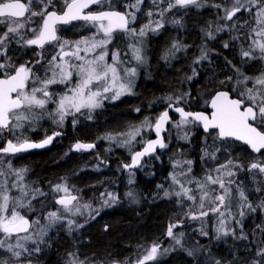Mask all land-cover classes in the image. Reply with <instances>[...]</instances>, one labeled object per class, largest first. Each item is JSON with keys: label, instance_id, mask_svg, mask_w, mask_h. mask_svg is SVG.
<instances>
[{"label": "snow or ice", "instance_id": "snow-or-ice-1", "mask_svg": "<svg viewBox=\"0 0 264 264\" xmlns=\"http://www.w3.org/2000/svg\"><path fill=\"white\" fill-rule=\"evenodd\" d=\"M107 0H64V7L61 12L55 10L53 0H0V24L4 25V30L0 32V135L5 130L15 135L17 130H22L25 124L31 126L45 117L51 119L56 125L63 126L66 118L72 117V126L79 122L77 114L86 116L88 120L93 118V112L104 106L106 100L116 101L122 96L134 94V80L137 76L136 67H125L124 61L120 60V52L114 51L111 63L108 62V45L113 41V33L116 30L127 33L133 38H143L149 31H157L163 27L164 15L171 9L179 6L186 8L203 6V0H151L156 6V15L159 19L153 20V11L149 10L146 15L148 22L142 25L139 30L133 25L137 19V12L140 11L144 0H133L132 3L125 5V11L101 10L85 12L91 5H102ZM165 7L160 5L165 4ZM35 3L36 8H33ZM111 8V5H109ZM216 8H223V16L220 19L232 21L231 25L225 23L218 26L215 31H237L238 34L232 36V40L240 41L250 39L247 49L240 44V56L248 60H264V0H228L227 5H214ZM38 9V10H37ZM51 9V10H50ZM248 14L249 19H242ZM40 18L37 27H29L33 18ZM81 20L87 24L95 26V32L90 37H82L79 40L70 41L57 35L58 24H68L72 21ZM171 23L180 25L181 20H173ZM254 25V26H252ZM250 27V32L245 35L239 32V29ZM31 33L30 38H26L23 30ZM205 35L209 38H215L212 31H206ZM99 37V38H98ZM257 37V38H252ZM22 44L24 47L36 46L43 50L45 45H53L57 51L50 59L47 60L45 69V78L33 73V67L41 64L44 59L43 52L36 53L38 57L32 66L30 62L16 66L9 55V46L11 44ZM142 43V41H138ZM183 47L179 42L173 43L170 53L174 55ZM224 47H229L225 42ZM132 58L138 63H144L142 47L138 44H130ZM259 55H255V53ZM83 53V54H82ZM167 58V57H165ZM208 59V52L201 49L200 55L193 61L199 64L201 61ZM235 76H225L224 79H218V87L210 89V105L213 109L211 115L204 112L186 111L184 107L178 106L181 103L187 104L191 99L190 92H184L174 96H167L164 99L168 102L167 107L179 114V120L174 122L173 127L181 131L180 139L190 140L191 129L184 131L185 126L190 124L202 125L205 132L210 129L216 131L213 137V144H207L202 150L201 159H210L215 161L221 148L216 144L217 140L226 141L228 138L244 142L255 153L264 150V72L257 76H249L241 71L240 68L227 61ZM14 73V74H11ZM77 77L76 83L69 87L66 92L57 96L56 93L49 91L51 85L64 84L69 85L73 76ZM198 73L193 69L192 76L187 77L192 80ZM39 83L40 87H32L27 90L29 81ZM228 88L229 90H221ZM15 94V95H14ZM54 97H56L54 99ZM56 105L51 112L47 111L49 103ZM209 101H206L208 103ZM39 109L41 111L37 112ZM134 111L139 112V108ZM171 122L168 110L162 112L153 124L149 118H145L139 126H130L129 130L115 135L109 133L102 139L115 141L120 146L132 145L136 138L141 135L142 129H154L157 139L148 140L144 143L142 151H136L131 157L130 164H124L123 168L132 169L140 165L145 156L155 153L157 147L166 148L168 145L164 142L161 133L165 126ZM60 132H54L51 136H46L40 142H33L28 138L21 139L16 137V142L7 140L6 146L0 147V161L4 156L15 155L30 149L44 148L51 144L53 139L60 136ZM95 143H84L77 141L69 151H87L94 149ZM211 149V150H209ZM67 155V153H66ZM191 160L175 161V166L181 167L182 171L177 175L175 172L170 174L172 185L178 186L179 190L169 191L164 189L163 185H157V188L163 191V197H177V204L183 206L184 201L191 202L183 215L190 220H203L209 217L210 213L216 217L215 239L232 236L235 240L247 241L249 234L244 232L243 218L246 215L245 210L251 213L256 212V207L249 201L242 183H237L232 177L236 176L237 169H243V165L233 159H227L225 163L218 164L215 168L206 170L202 178L197 179L192 176ZM186 166V171L184 167ZM8 173L0 169V232L10 239L16 234L15 245L7 243L5 239H0V248H6L12 257L19 259L24 253H28L25 242L33 239L31 234L21 236V233H29L32 224H39V218L30 221L25 215H21L16 208H26L29 212L37 211L32 201L39 197H46L45 193L39 187L32 188L26 184L25 176L27 168L15 169L11 162L7 163ZM248 171L253 174L264 175V158H257L250 162ZM215 173V175H213ZM179 177H185L182 180ZM11 184H9V179ZM61 183L52 185L50 189L53 193H63L55 203L59 204L63 213L58 209L46 213L47 225L41 227L40 238L46 234L47 228H51L58 223L66 222L68 230L73 228L79 229L84 227L78 224L70 217L76 215H87L88 219H95L100 214L103 207H110L118 202V196L112 192L101 193V206L93 208L91 203H80V197L71 194V189L67 181L62 177ZM133 183L129 179V184ZM186 185H195L192 187ZM216 185L221 190L212 187ZM235 185L238 194L236 204L237 213L232 212V186ZM16 190L19 195L13 196L12 192ZM79 191V190H77ZM260 192V188L255 189ZM156 194H154L155 196ZM126 196L132 198V202L138 203V197L134 191H128ZM10 203L14 206L9 213ZM192 205L196 206L193 211ZM258 207L264 209V200H261ZM44 205H41L39 211H43ZM83 209V211H82ZM227 214V215H226ZM239 217L237 219L236 217ZM235 220L237 227L229 226V221ZM87 222V220L85 221ZM183 224V219L169 222L166 228V236L174 241V246L184 247V233H175L174 229ZM108 226L105 225V231ZM256 230L262 234L258 238V243L251 257H239L235 255L232 261H221L215 258L211 259V264H264V224L256 225L252 231L253 237H256ZM201 236L207 237L208 231L202 225L198 230ZM198 244V242H197ZM143 249L142 255L135 259L132 264H147L149 261H155L161 254L167 253L170 248L162 249L161 244L152 241L151 244ZM34 251L39 252L40 248L36 247ZM191 257L197 256L202 251H207L204 245H199L195 249H185ZM251 251V250H249ZM67 264H95V261L85 258L80 260L75 252L68 253ZM0 264H7L6 260L0 259ZM31 264V262H29ZM112 264H119L112 261ZM128 264V261H125Z\"/></svg>", "mask_w": 264, "mask_h": 264}, {"label": "trees", "instance_id": "trees-1", "mask_svg": "<svg viewBox=\"0 0 264 264\" xmlns=\"http://www.w3.org/2000/svg\"><path fill=\"white\" fill-rule=\"evenodd\" d=\"M126 1L133 2V0ZM221 1L211 0L210 4H203L200 8L195 6L181 8L177 6L165 13L163 27L158 34L153 36V41H150L149 62L141 70L139 76L135 77L137 79L133 90L134 94L123 96L122 101L107 111H101L100 114L98 112L93 113V118H106L111 121L110 124H104L105 130L103 131L105 133L113 131L117 134L131 125L138 124L141 118L146 116L153 119L157 118L168 104L164 99L167 96L175 97L178 94L190 92L191 99L189 102L180 105L193 111L203 109L205 98L210 96V93L204 94L210 89L218 87V79H224L225 76H235L227 61H231L247 75L251 71L249 76H257L264 72V60H248L247 58L242 60L240 44L242 43L244 48L247 49L249 43L247 44L244 41V37L240 41L232 40V36L238 34L237 31L225 30L218 33L215 31L218 26L225 23L231 25L232 23V21L226 22L220 19L224 14L223 8H216L214 5H225ZM119 7L122 8V6ZM194 7L195 12L192 11ZM204 8H209L208 12L210 13L205 15ZM145 12L147 13L148 10ZM139 15L144 16L142 13ZM155 16L153 15V20L159 19ZM142 17L139 19L140 21L135 22L136 29L148 22L145 17L142 20ZM177 19L181 20L180 25L171 23V21ZM130 27L133 26L130 25ZM86 30L75 32L74 35L72 33L70 37L72 39L81 38L82 36L89 37L92 31ZM206 31H212L215 38L206 36ZM239 32L247 35L250 32V27L239 29ZM122 33L124 32L118 30L113 41L108 45V48L120 52V58H123L125 56L124 51L128 50L124 43L128 45L134 40L133 37H125ZM176 42H179L183 47L179 51H175L173 55L169 50ZM225 42L228 43L229 47H224ZM120 43L122 46H120ZM202 48L207 50L208 59L201 61L198 65L194 64L193 61L200 55ZM255 55L258 56L259 53L257 52ZM174 63H177V66ZM193 69L198 75L193 77L192 80H188L187 77L192 76ZM135 108H139L140 111H134ZM78 116L80 119H87L86 116ZM179 118V116L172 114L166 133V144L168 146L162 149L158 156L153 157V159L149 158L152 161L143 172L147 180H140V183H138L139 188L137 187L142 197L140 204L134 205L120 201L116 203L114 208L101 210L95 219H88L86 214L72 216L71 219H74L78 224H83L84 227L73 228L70 232L66 222L58 223L49 228L43 239L37 240L33 247L29 246L28 256H22L17 264H29V262L31 264H67L68 253L70 252L77 253L80 260L88 258L95 261V264H112V261H117L119 264H125V261H128V264H132L135 259L142 255L143 249L139 246L143 245L144 248H147L152 241L160 243L162 249H171L163 256V264H211L212 258L221 261H232L233 249H235V255L239 257H251L252 252L256 249L258 238H261L262 235L259 230H256V237H253L251 233L256 225L264 224V209L258 207L260 201L264 200V175L260 176V182L262 183L257 187L261 189L260 192H256L255 188L250 187V181L246 173L242 175L244 189L248 190L245 192L249 197V201L256 207L254 213L245 210L246 215L242 221L244 232L249 234L247 241L235 240L232 236L221 237L219 240L215 239V223L217 221L215 215L211 213L209 217L204 219V222L199 224L207 226L206 229H208L209 235L207 237L201 236L197 231L198 228L194 233H191L192 228L188 226V221L183 215L191 202L184 201L183 206L178 205L176 202L177 197L165 198L163 197V191L157 188L156 182L160 183L158 176L162 174L164 189L172 191L175 188V190H179L178 186L172 185L170 179V174L173 172L179 175L176 166L174 167L177 158L180 156L181 160L183 153L188 150V147L190 149V146H192L194 152L199 151V147L205 140L207 144H213L212 135L206 134L208 136L205 138L200 125L197 124H190L184 128V131L191 129L190 140H194V142L180 139L181 131L173 127L174 122L178 121ZM86 127L79 129L81 136L90 137L94 131L101 129V127H98V123H96V127L90 126L91 129ZM56 128L60 129L61 126L56 125ZM71 142L66 138L62 140L61 144H53L43 155L38 154L34 159L24 158L14 162L8 156L4 157L3 162L7 164L10 161L15 169H28L24 181L26 184L32 188L39 187L48 194L46 197H39L32 201V205L37 211L29 212L26 208H19L25 211L27 217L35 220L39 218L40 221L47 224L45 217L48 211L59 209L61 214H64L62 207L54 202L63 193H53L50 189V183L52 185L61 183L62 177L67 181L71 194H77L81 198V204L91 203L93 208L98 204L101 191L108 187L106 185H110L111 191L114 193L119 192L120 196L124 197L125 182L119 184L117 179L103 181L106 177L100 175L101 179L97 180L98 184H96L93 180L95 173L90 169L96 163V157H92L87 153L77 154L74 151H69ZM118 145L116 142V148ZM139 146L141 144L137 147ZM203 149L204 147L201 151ZM260 158H264V156H260ZM122 171L125 174L128 173L123 169ZM117 174H120V170ZM192 176L200 179L204 176V172L195 171L192 172ZM179 178L182 182L185 180V177ZM121 180L123 179L119 181ZM9 184H11V178ZM186 186L198 191L195 189V185ZM215 188L217 193L221 191L216 185ZM14 192L15 190H13ZM154 194L156 195L154 196ZM17 195H19L18 192ZM42 204L44 209L39 211ZM13 207L10 203L9 210H12ZM192 208L193 211H196L195 205H192ZM179 219H183V226L179 227L176 233L183 232L185 234L183 248L174 246V241L166 236L168 223ZM86 220L87 222H85ZM231 221L233 223L234 220ZM105 225L108 226L107 231H105ZM234 225L237 227L235 222ZM237 232L239 233L238 227ZM199 245H204L207 251H202L195 257L189 256L185 251V249H195ZM36 247L40 248L39 252L34 251ZM2 253L6 255L5 251L0 250V257ZM158 262L159 259L157 258L155 261L147 262V264H158Z\"/></svg>", "mask_w": 264, "mask_h": 264}, {"label": "flooded vegetation", "instance_id": "flooded-vegetation-1", "mask_svg": "<svg viewBox=\"0 0 264 264\" xmlns=\"http://www.w3.org/2000/svg\"><path fill=\"white\" fill-rule=\"evenodd\" d=\"M119 5H118V3ZM221 2L225 3V5H227L226 3H228V0H222ZM53 3L55 5V10L59 13L61 12V10L64 7V0H53ZM211 0H203V4H210ZM109 5H111V8L109 7ZM125 5H127V3H125L124 1H117V0H107L106 3L102 4V5H92L91 7H89L88 9L85 10V12H89V11H101V10H120V11H125ZM119 6H122V8H120ZM145 6L147 7L145 9ZM149 1L148 0H144V3L142 4L141 10L140 12L144 15L142 17V20L145 19L148 21L149 18H147L146 12L145 11H149V10H153V7L150 5L149 7ZM166 6V2L165 4L160 5V7H165ZM33 8H36L35 3L33 4ZM38 10V9H37ZM51 10V9H50ZM193 12H195V7L192 10ZM204 14H209V8H204ZM243 19H249L248 14H245L243 16ZM146 21V22H147ZM40 22V18L38 17H34L33 18V22L29 24V27L35 28L37 27V25ZM91 25V24H90ZM85 26H87V23L81 20H76V21H72L68 24H58L57 25V35L62 37L63 39H67L70 41H75V40H79L81 39L80 37L72 39L70 37V35L75 34V32H81V30H90V28H85ZM4 30V25L0 24V32H2ZM161 30V28L155 32H159ZM26 34V38H30L31 37V33L27 31V28L25 30H23ZM92 31V30H91ZM118 30H116L113 33V36H116V32ZM158 34V33H157ZM93 35V33H92ZM99 38V37H98ZM252 38H256V37H252ZM258 39V38H257ZM244 41L248 44L250 43V39H244ZM57 51V49L53 46V45H45V48L43 50L39 49L36 46H32V47H24L22 44L18 45V44H11L9 46V55L12 57V62L16 65L19 66L20 64H24L26 62H30L29 66H32V64H34L35 60L38 58L36 56V53L39 52H43V56L44 59L41 61V64L39 65H35L33 67V73L38 75L40 77V79H44L45 78V69L47 67V60L51 58L52 55L55 54V52ZM114 50L110 47L108 48V61H111L112 59V54H113ZM3 61V57H0V62ZM175 66H177V63H174ZM254 73V72H252ZM14 74V73H11ZM249 75H251V71L250 73H248ZM0 78H4L3 76H0ZM77 77L74 75L73 79H76ZM68 85H51L49 88V91L54 92V93H63L64 92V87H66ZM33 87V84L28 83L27 86V90L30 91V89ZM35 87V86H34ZM39 87V86H37ZM66 90V89H65ZM221 90H228V89H221ZM208 92H206L204 95L208 94ZM15 95V94H14ZM211 96H209L208 98H205L204 102H205V106L203 109H195V110H202V111H206V112H210L209 110V102H210ZM206 101H209L208 103H206ZM120 102V101H119ZM119 102H104V106L102 108H100L98 110V113L102 110V111H107L108 109H110L111 107H114L115 104L119 103ZM55 104L54 103H49L47 105V111L51 112V110H53ZM178 106H182V105H178ZM183 107V106H182ZM186 109V108H185ZM37 112L41 111L39 109L36 110ZM93 113H97V112H93ZM93 115V114H92ZM178 116V115H177ZM78 119V123L75 125V127L72 126L71 120L72 118H67L64 122V125L58 129L56 128V124L49 118L45 117L43 119H40L38 122L32 124L31 126H29L28 124H25L24 128L22 130H17L15 132V135H13L11 132H9V138L11 140H13V142H16V137H20L21 139L23 138H28L29 140L33 141V142H40L41 140L45 139L46 136H51L54 132H60L61 135L57 136L53 143L46 148H41V149H30L28 151L25 152H20L17 153L15 155H8V157H13L16 160H23L24 158H36V156L39 155H43L44 152H46V150H48L49 148H51L53 146V144L59 145L62 143V140L68 138L70 141H72L70 144L71 146L79 139L82 141H85L87 143H95L96 148L94 151L91 152H87V151H81V152H75L77 154H82V153H87L90 154L92 157H96V163H95V167L93 170L94 176H98L99 179H101L100 175H105V179L103 181H108L110 179H117L119 184L124 183V197L121 198L119 192L116 193V195L118 196V202L122 201V202H127L130 204H136L132 202V199L129 198L128 196H126V192L127 191H139L137 189L138 183H140V180H147V178H145V176L143 175V172L146 170L147 166L150 165L153 157L158 156V152L145 157L143 159V161L141 162V164L136 167V168H132V169H125L123 168L124 164H130L131 163V157L132 155L135 153V151H137L138 149H140L144 143L150 139L151 137H153V129L152 131L147 132V137L145 138V140L140 143L141 146L137 147L138 145H134V147L132 149H130L129 151H131L130 153L128 152V150H126L125 147L121 148L120 145H118V147L116 148V142L115 141H109L106 139H102L101 137H104L105 135L111 133L113 135H115V133L109 132L107 131L106 133L103 131L105 130V126L104 124L106 123H111V121L109 119L106 118H102L100 119L98 118H92L91 120L88 119ZM96 123H98V127L101 129H99L98 131H94L93 135L90 137H84L81 136L79 133V129H82L84 127H90V126H95L96 127ZM86 127V128H87ZM112 129L114 128L111 127ZM91 129V128H89ZM200 129L203 132L201 125H200ZM264 130V129H261ZM79 133V134H77ZM205 134V138L208 135H212V137L216 136V131L215 130H211L207 133L203 132ZM208 134V135H206ZM7 133L4 131L2 135H0V147L6 146V141H7ZM103 141H100V140ZM191 143L194 142V140H189ZM178 143V142H177ZM179 144V143H178ZM190 144V143H189ZM217 145L221 148V152L217 154V159L215 161L210 160V159H201L202 156V147H205V141L203 142V144L199 147V151L194 152L192 146H190V149L188 147V150L186 152L183 153V158L181 159V162H183L184 160H191L193 161L192 164V172L194 173L195 171H200L201 173L204 172L206 170H210L215 168L218 164L221 163H225L227 159H233L235 161H238L240 164H242L244 167L243 169H237L236 170V176L234 177V180H236L237 183H242L243 182V173H246V175L249 177H251V172L248 171V165L250 162L254 161L257 158H260V156H264V150H262L260 153H255L248 145L244 144L243 142L236 140L234 138H228L226 141H220L217 140ZM180 152V151H179ZM181 154V153H179ZM119 157V158H117ZM112 158H114L115 160H113ZM149 158H152L149 160ZM180 160V156L177 158V160ZM120 166V167H119ZM177 168V167H176ZM122 169L128 173L125 174V172L122 171ZM186 170V168H184ZM120 170V174L118 175V171ZM180 169H177V171L179 172ZM131 175L132 176V180L133 183L129 184V179H131ZM120 176V177H119ZM158 180H160V183L156 182V186L157 185H162V174H159L158 176ZM120 179H123L121 181H119ZM250 181V180H249ZM264 183V181H263ZM243 186V184H242ZM244 187V186H243ZM245 191H248L247 189H245ZM140 192V191H139ZM141 193H140V199L141 200ZM239 197L237 192L233 193L232 191V206H236L237 201H238ZM140 204V203H139ZM233 214H235L237 212V207L236 209H232ZM29 218V217H27ZM237 219H239V217H236ZM32 221L33 219L30 218ZM185 219L188 221V226H191L192 230L191 233H194L195 230L198 228V230L200 229L201 225H199L202 221L198 220H190L189 218L185 217ZM205 219V218H204ZM203 219V220H204ZM231 224V221H229ZM235 220L233 221V223L231 224V227H235L234 225ZM197 224V225H196ZM216 225V223H215ZM183 225H181L180 227H182ZM33 228V227H32ZM205 230L208 231L207 226H204ZM32 230V229H31ZM197 230V231H198ZM209 233V232H208ZM26 234V233H25ZM21 235V234H20ZM23 235V234H22ZM159 259L158 264H163V255H160L157 257Z\"/></svg>", "mask_w": 264, "mask_h": 264}, {"label": "rangeland", "instance_id": "rangeland-1", "mask_svg": "<svg viewBox=\"0 0 264 264\" xmlns=\"http://www.w3.org/2000/svg\"><path fill=\"white\" fill-rule=\"evenodd\" d=\"M125 1V3H127V4H130L128 1H126V0H124ZM149 1V4L153 7V10H151V11H153V13H154V15H156L155 13H156V6L155 5H153L152 3H151V0H148ZM141 7H142V5H141ZM141 7H140V10H141ZM142 12V11H141ZM141 12L139 11V12H137V19H136V21L138 20V21H140L139 19H141V17L142 16H140L139 14H141ZM144 14V13H143ZM155 17H158V15H156ZM135 21V22H136ZM133 27H135V23L132 25ZM90 28V30H92V32L90 33L91 35L90 36H92V33H94L95 32V26L94 25H90V24H87V26H85V28ZM137 30H139V29H137ZM158 32H153V31H149L148 33H147V35L145 36V37H143V38H134V40L133 41H131L130 43H128V45H127V43L125 44L124 43V46L125 47H127L128 48V50H125L124 51V57L123 58H120V60L121 61H124L125 62V64H124V66L125 67H136L137 68V76L136 77H138L139 76V74H140V72H141V70H143V68L144 67H146V65H147V63L149 62L148 60H149V50H150V44H151V42L153 41V36L155 35V34H157ZM122 35L123 36H129L127 33H122ZM89 36V37H90ZM130 37V36H129ZM131 38V37H130ZM257 38V37H256ZM138 41H142V43H138ZM151 41V42H150ZM130 44H138V46H140V47H142V55L144 56V63L143 64H138L133 58H132V52H131V49L129 48V45ZM127 45V46H126ZM120 46H122V44L120 43ZM83 54V53H82ZM111 61H112V59H111ZM111 61H108L109 63H111ZM136 79L137 78H135V80H134V87H135V83H136ZM76 80H77V78L76 79H73L72 80V82H71V84H69L68 86H66V87H64L65 89H64V92H66L67 91V89L69 88V87H71V86H73L75 83H76ZM30 83H32L33 84V87L35 86V87H37V86H41L39 83H34L33 81H31L30 80ZM57 86L58 85H63V84H56ZM50 88V87H49ZM133 90H134V88H133ZM63 92V93H64ZM63 93H61V92H59V93H57V96L58 95H60V94H63ZM126 96V95H125ZM123 97V96H122ZM120 98L119 100H116V101H109V100H106L105 102H107V103H110V102H119V101H122V99H124V97L123 98ZM56 97H54V99H55ZM55 107H56V105L54 106V108H53V110L55 109ZM100 108H98V109H96L95 110V112H98V110H99ZM53 110H51V111H53ZM102 111V110H101ZM101 111L99 112V114L101 113ZM79 114H77V118H79V116H78ZM147 117V116H146ZM146 117H144V118H141V120L139 121V123L138 124H136L135 126H139L140 124H141V122L142 121H144L145 120V118ZM68 118H72V117H68ZM147 118H149V120L154 124L155 123V119H153L152 117H147ZM67 119V118H66ZM131 126H133V125H131ZM130 127V126H129ZM129 127L128 128H126L125 130H122V131H120V132H118V133H122V132H126V131H128L129 130ZM150 131H152V129L151 128H145V129H142V132H141V135L140 136H138L137 138H136V141H134L133 143H132V145H129V146H120L121 148H123V147H125L126 148V150H128V152L130 153L131 151H129L130 149H132L133 147H134V145H138V144H140V143H142L144 140H145V138L147 137V132H148V134H149V132ZM100 141H103L102 139L100 140ZM5 157V156H4ZM4 157H3V161H4ZM9 159H11V161H14V162H18V160H16L15 158H13V157H9ZM3 161H0V169H2V170H4L5 171V173L7 174L8 173V169H7V164H6V162H3ZM3 162V163H2ZM13 167V166H12ZM94 167H95V164H93L91 167H90V169H94ZM177 167V169H180L179 170V173L182 171V169H181V167H179V166H176ZM14 168V167H13ZM184 168H186V166L184 167ZM184 171H186L185 169H183ZM205 174V173H204ZM213 175H215V173H213ZM262 174H251V177H249V180H250V187H252V188H257L258 187V185L259 184H261L262 182H260L261 180H260V176H261ZM132 176L133 175H131V179H132ZM11 179H14V178H11ZM232 179H234V177H232ZM93 180L96 182V184H98L97 183V180H99V178H98V176H93ZM242 184H243V182H242ZM106 186H108V187H106V189L105 190H102L101 191V193H107V192H112V193H114L113 191H111V187H110V185H106ZM212 187H214L215 188V185H213ZM232 189H233V193H235L236 192V188H235V185H233L232 186ZM128 192V191H127ZM126 192V193H127ZM135 193H136V196L138 197V200L140 199V192L138 191H134ZM114 194H116V192L114 193ZM12 195L13 196H16L17 195V191L15 190V192L13 193L12 192ZM60 195H63V194H60ZM123 195H124V193H123ZM120 197H122V195L120 196ZM123 198V197H122ZM130 198V197H129ZM132 199V198H131ZM186 201V200H185ZM140 203V201L137 203V204H139ZM116 205V203L115 204H112L110 207H103L101 210H103V209H105V208H114V206ZM101 206V199L99 198V200H98V204L95 206V208H99ZM232 209L234 210V209H236V206H232ZM16 211H19L20 213H21V215H25L26 216V213H25V211H23L22 209H19V208H16L15 209ZM82 211H83V209H82ZM11 212V210H9V213ZM227 215V214H226ZM27 217V216H26ZM35 219H33V221H34ZM202 222H204V220H201ZM231 224H232V221H231ZM231 224H230V222H229V226H231ZM47 224H44L42 221H40L39 220V224H35V223H33V228H32V230L31 231H29V233H26V234H23V235H27V234H31L32 236H33V239L32 240H30V241H26L25 242V247L28 249V251H29V246L30 247H33V244H35L36 242H37V240H39V239H41L40 238V235H39V233H40V229H41V227H44V226H46ZM178 229V228H177ZM177 229H174V232L176 233V230ZM197 230V229H196ZM49 231V228H47V230H46V233ZM178 233V232H177ZM22 234H21V236H23ZM46 235V234H45ZM44 235V236H45ZM14 236V235H13ZM11 237L10 239H8V238H6L5 237V234L3 233V232H0V239H5V241H6V244L7 243H11V244H13V245H15V243H16V236L15 237ZM43 236V237H44ZM0 250H2V251H5L6 253V255H3L4 253H2L1 254V257H0V259H3V260H6L7 261V264H17V261L19 260V259H21L22 258V256L23 257H26V256H28L27 254H29V252L28 253H24L19 259H17V258H14V257H12L11 256V254L10 253H8V251H7V249L6 248H0ZM167 254V253H166ZM165 253L164 254H161V255H166ZM3 255V256H2ZM160 256V255H159ZM184 261V260H183ZM187 263V262H186Z\"/></svg>", "mask_w": 264, "mask_h": 264}, {"label": "water", "instance_id": "water-1", "mask_svg": "<svg viewBox=\"0 0 264 264\" xmlns=\"http://www.w3.org/2000/svg\"><path fill=\"white\" fill-rule=\"evenodd\" d=\"M92 6V5H91ZM90 6V7H91ZM86 10V9H85ZM116 11H120V10H116ZM123 12V11H122ZM61 24H63V23H61ZM0 79H2V78H0ZM209 110H210V112H206V111H202V110H195V111H193V110H188V109H185L186 111H192V112H204L206 115H211V113H212V111H213V109L211 108V105H210V102H209ZM182 107V106H181ZM165 110H168V112H169V116L172 118V114H175V115H178L179 116V114L178 113H175L172 109H169L167 106H166V108L162 111V112H164ZM161 112V113H162ZM160 113V114H161ZM159 114V115H160ZM168 127H169V124L168 125H166L165 126V130L161 133V136L163 137V139H164V142L166 143V133H167V131H168ZM201 128H202V130H203V132H205V130L203 129V127H202V125H201ZM212 129H210L209 131H211ZM208 131V132H209ZM5 132L7 133V140H11L10 138H9V131H7V130H5ZM205 133H207V132H205ZM56 138V137H55ZM54 138V139H55ZM54 139H53V141H54ZM155 139H157V135H156V133H155V131H154V129H153V137H151L150 139H148V140H155ZM235 139V138H234ZM147 140V141H148ZM53 141H52V143H53ZM77 141H81V142H84V143H87V142H85V141H82V140H77ZM76 141V142H77ZM75 142V143H76ZM242 142V141H241ZM51 143V144H52ZM244 143V142H243ZM51 144H49V145H47L46 147H49ZM46 147H44V148H46ZM96 148V147H95ZM95 148L94 149H90V150H87V152H91V151H94L95 150ZM39 149H41V148H39ZM142 149H143V146L140 148V149H138L137 151H142ZM162 149H164V148H159V147H157V149H156V151H155V153L156 152H158V151H161ZM74 152H81V151H74ZM136 152V151H135ZM154 154V153H153ZM152 155V154H151ZM150 156V155H149ZM145 157H148V156H145ZM145 157H143L142 158V160H141V162L143 161V159L145 158ZM141 164V163H140ZM139 166V165H138ZM138 166H135V167H133V168H136V167H138ZM72 195H77V194H72ZM78 196V195H77ZM30 221H32L30 218H28ZM32 227H33V224H32ZM32 227L29 229V231H31V229H32ZM21 234H25V233H21ZM13 235H16V234H13Z\"/></svg>", "mask_w": 264, "mask_h": 264}, {"label": "bare ground", "instance_id": "bare-ground-1", "mask_svg": "<svg viewBox=\"0 0 264 264\" xmlns=\"http://www.w3.org/2000/svg\"><path fill=\"white\" fill-rule=\"evenodd\" d=\"M174 76V75H173Z\"/></svg>", "mask_w": 264, "mask_h": 264}]
</instances>
